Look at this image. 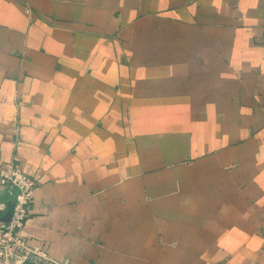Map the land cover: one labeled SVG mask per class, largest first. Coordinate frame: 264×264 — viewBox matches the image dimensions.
<instances>
[{
    "label": "crops",
    "instance_id": "1",
    "mask_svg": "<svg viewBox=\"0 0 264 264\" xmlns=\"http://www.w3.org/2000/svg\"><path fill=\"white\" fill-rule=\"evenodd\" d=\"M14 158L52 264H264V0H0Z\"/></svg>",
    "mask_w": 264,
    "mask_h": 264
},
{
    "label": "built area",
    "instance_id": "2",
    "mask_svg": "<svg viewBox=\"0 0 264 264\" xmlns=\"http://www.w3.org/2000/svg\"><path fill=\"white\" fill-rule=\"evenodd\" d=\"M0 187L7 188L14 197L10 221L0 222V264H9V257H13L16 247L25 249L24 260L31 258L37 264H52L47 248L27 231L38 188L37 180L14 158L0 168Z\"/></svg>",
    "mask_w": 264,
    "mask_h": 264
},
{
    "label": "rangeland",
    "instance_id": "3",
    "mask_svg": "<svg viewBox=\"0 0 264 264\" xmlns=\"http://www.w3.org/2000/svg\"><path fill=\"white\" fill-rule=\"evenodd\" d=\"M24 255L25 249H23L22 247L14 248L13 257H9V264H37L31 258L24 260Z\"/></svg>",
    "mask_w": 264,
    "mask_h": 264
},
{
    "label": "water",
    "instance_id": "4",
    "mask_svg": "<svg viewBox=\"0 0 264 264\" xmlns=\"http://www.w3.org/2000/svg\"><path fill=\"white\" fill-rule=\"evenodd\" d=\"M12 212H13V206L11 207L9 217L6 220H4L3 222H9L10 221V218L12 216Z\"/></svg>",
    "mask_w": 264,
    "mask_h": 264
}]
</instances>
